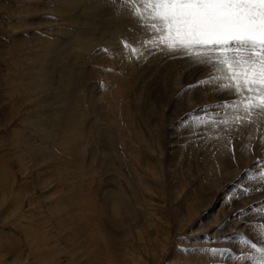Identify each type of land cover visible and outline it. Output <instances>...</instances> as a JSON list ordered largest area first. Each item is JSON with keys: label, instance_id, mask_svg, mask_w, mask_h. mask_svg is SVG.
<instances>
[{"label": "rangeland", "instance_id": "obj_1", "mask_svg": "<svg viewBox=\"0 0 264 264\" xmlns=\"http://www.w3.org/2000/svg\"><path fill=\"white\" fill-rule=\"evenodd\" d=\"M30 1L0 0V264L264 261V116L217 56L161 50L138 0Z\"/></svg>", "mask_w": 264, "mask_h": 264}, {"label": "snow or ice", "instance_id": "obj_2", "mask_svg": "<svg viewBox=\"0 0 264 264\" xmlns=\"http://www.w3.org/2000/svg\"><path fill=\"white\" fill-rule=\"evenodd\" d=\"M154 41L173 55L214 54L245 112L264 116V0H138ZM143 9V12L141 11ZM256 248V244L251 245ZM264 252V248H257ZM264 264V261L258 262Z\"/></svg>", "mask_w": 264, "mask_h": 264}, {"label": "bare ground", "instance_id": "obj_3", "mask_svg": "<svg viewBox=\"0 0 264 264\" xmlns=\"http://www.w3.org/2000/svg\"><path fill=\"white\" fill-rule=\"evenodd\" d=\"M30 1V0H29ZM30 2H32V1H30ZM34 2H36V1H33V3ZM71 2V1H70ZM64 5V4H63ZM37 6V5H36ZM49 6H51V5H49ZM27 8V7H26ZM38 8V7H37ZM60 10V9H59ZM68 11V10H67ZM65 14V13H64ZM77 15V14H76ZM60 16V15H59ZM80 17V16H79ZM78 18V17H77ZM67 19V18H66ZM79 23V22H78ZM17 25V24H16ZM58 29V28H57ZM84 29V28H83ZM88 29V28H87ZM118 32V31H117ZM23 42V41H22ZM54 43V42H53ZM91 45V44H90ZM89 45V46H90ZM132 45V44H131ZM20 47V46H19ZM54 47V46H53ZM93 48V47H92ZM41 49V48H40ZM54 49V48H53ZM104 49V48H103ZM38 50V49H37ZM21 50H19V52H20ZM54 51V50H53ZM2 52V51H1ZM93 54V53H92ZM114 55V54H113ZM116 55V54H115ZM107 56V55H106ZM49 57V56H48ZM45 58V57H44ZM43 58V59H44ZM96 58V57H95ZM101 58H102V56H101ZM56 59V58H55ZM99 60V59H98ZM205 60V59H204ZM39 61V60H38ZM90 61H91V59H90ZM97 61V60H96ZM42 63V62H41ZM35 64V63H34ZM201 64V63H200ZM193 65V64H192ZM34 66V65H33ZM43 66V65H42ZM129 66V65H128ZM42 68V67H41ZM117 69V68H116ZM34 74V73H33ZM150 76V75H149ZM70 77V76H69ZM68 76L67 77H65L66 79H64V81H65V83L66 82H69V79H72V78H69ZM25 79V78H24ZM178 80V79H177ZM70 82H71V80H70ZM64 83V82H63ZM216 83V82H215ZM12 85V84H11ZM16 91V90H15ZM31 91V90H30ZM33 92V91H32ZM109 92V91H108ZM62 93H64V92H62ZM61 93V94H62ZM70 93V92H69ZM33 94H35V93H33ZM32 95V94H31ZM73 95V94H72ZM78 97V96H77ZM63 99V98H62ZM72 101V100H71ZM71 101H69V102H71ZM66 103V102H65ZM70 104V103H69ZM61 105V104H60ZM69 106H71V105H69ZM69 106H68V108H69ZM48 109V108H47ZM72 112V111H71ZM70 114V113H69ZM54 117V116H53ZM72 117L73 116H71V119H72ZM175 118V117H174ZM241 119V118H240ZM56 121V120H55ZM65 121V120H64ZM70 126H71V129H70ZM81 126H82V122H81V119H77V118H75L74 120H71V122H69L68 124H67V128H66V132H64V134H66L64 137H66L67 136V138L66 139H63L62 138V143H60L61 144V146L62 147H64L65 145V147H67V150H68V154H70V156H71V159H75L76 161H82V163H84L83 162V160H84V153L80 150V149H78L77 148V146H78V144L80 145V143H81V141H80V143L78 142L79 140L77 139V138H79V130H81ZM55 127H56V125H55ZM54 128V127H53ZM52 131V130H51ZM62 132V131H61ZM56 133V132H55ZM54 133V134H55ZM82 133V132H81ZM104 133H105V131H104ZM163 133V132H162ZM203 133V132H202ZM18 135H19V133H18ZM165 135V134H164ZM81 137V136H80ZM61 139V138H60ZM80 139V138H79ZM180 139V138H179ZM67 140V141H66ZM223 140V139H222ZM24 141V140H23ZM59 141H61V140H59ZM30 142V141H29ZM27 143L26 141H25V147H27V149L29 150V149H31L32 151H34L35 152V154L33 153V154H31L30 156L33 158V160L36 162V164H39V163H42V162H45V160H46V156H47V153H46V151H43L42 150V147H40V146H38V145H35V144H33L32 142H30V143ZM58 142V141H57ZM14 144L18 147V146H20V140H19V138L17 137V140H15L14 141ZM58 144V143H57ZM44 146V145H43ZM60 146V147H61ZM165 149V148H164ZM16 150H18V149H16ZM24 150V149H23ZM187 150V149H186ZM48 152L51 154V151H50V149L48 150ZM136 154V153H135ZM246 154H248V153H246ZM40 156V157H39ZM68 158H69V156H68ZM238 158V157H237ZM47 159H48V157H47ZM50 159V158H49ZM78 163V162H77ZM79 164V163H78ZM87 165H88V163H87ZM91 165V164H90ZM80 166V165H79ZM188 166V165H187ZM183 167V166H182ZM1 168V167H0ZM88 169V167L86 166V165H84L83 164V168L82 169ZM185 168V167H184ZM5 171V170H4ZM89 171H90V169H89ZM9 172V171H8ZM6 173V171L4 172V174ZM170 173V172H169ZM3 174V175H4ZM198 174V173H197ZM260 174V173H259ZM2 175V176H3ZM194 175V174H193ZM2 176L0 175V177L2 178ZM181 177H183V176H181ZM185 178V177H184ZM183 185V184H182ZM8 186V185H7ZM8 188V187H7ZM190 188V187H189ZM220 189V188H219ZM202 191V190H201ZM203 192V191H202ZM264 194V193H263ZM126 200V199H125ZM215 202V201H214ZM115 203H119V200H115ZM138 203V202H137ZM180 203V202H179ZM187 203V202H186ZM88 204V203H87ZM86 204V205H87ZM108 204V203H107ZM211 204V203H210ZM213 204V203H212ZM92 205V204H91ZM192 205V204H191ZM89 206H90V204H89ZM125 206H127L126 207V209H128L129 208V206L126 204ZM183 206H184V204H183ZM210 207V206H209ZM54 208V207H53ZM92 207H90V209H91ZM124 209V208H123ZM53 211V210H52ZM108 212V211H107ZM109 213V212H108ZM108 213L105 215V217H103V222H106V220H108L109 221V217H108ZM61 218L63 219V216H61ZM60 218V219H61ZM137 218V217H136ZM61 219V223L62 222H66V218L65 219H63L62 220ZM97 219V218H96ZM100 221H102V220H100L99 219V222ZM111 222L113 223H115V219H112L111 220ZM101 223V222H100ZM113 223V224H114ZM101 225V231H102V233L104 234V237H105V239L107 238L108 239V241H110V239L111 238H114V235H112V234H110V236H108L106 233H107V230H105L104 228H102V224H100ZM67 226V225H66ZM135 226V225H134ZM104 227H106V226H104ZM244 227V226H243ZM214 236V235H213ZM108 243H111V241L110 242H108ZM211 243V242H210ZM110 248V247H109ZM111 249V248H110ZM222 250V249H221ZM234 250V249H233ZM199 251V250H198ZM213 251V250H212ZM190 255V254H189ZM216 258V257H215ZM218 260V259H217Z\"/></svg>", "mask_w": 264, "mask_h": 264}]
</instances>
